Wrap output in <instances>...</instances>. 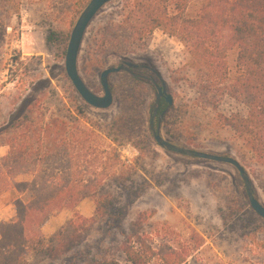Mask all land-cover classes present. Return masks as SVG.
<instances>
[{
    "label": "rangeland",
    "instance_id": "374dc122",
    "mask_svg": "<svg viewBox=\"0 0 264 264\" xmlns=\"http://www.w3.org/2000/svg\"><path fill=\"white\" fill-rule=\"evenodd\" d=\"M29 1L22 5L20 21L14 17L4 34L0 32V122L29 93L32 97L27 104L44 99L48 116L80 105L123 144L116 147L106 141L103 148L105 144L118 148L123 162L136 170L120 202L105 216L97 213L94 199H86L75 211L63 210L50 218L43 234L49 243L68 221L75 222L73 248L56 260L29 257L30 264H98L106 258L128 264L121 247L134 235L153 237L157 249L168 246L190 254L184 264H264V219L252 210L236 169L166 152L155 142L150 117L156 89L149 79L126 72L112 74L113 104L107 110L89 106L75 90L65 70L66 52L73 28L91 0ZM186 1L190 12L199 10L200 0ZM123 4L124 0H112L104 6L88 26L81 45L80 76L100 96V76L105 69L97 38L107 21L119 19L111 15L122 11ZM107 58L106 69L123 61L114 55ZM236 59L237 50H230V69L235 68ZM126 60L154 68L167 90L177 94L161 122L162 137L180 147L235 158L250 175L264 205V168L251 159L230 129L216 125L212 113L186 106L190 102L179 77V70L190 60L185 45L156 30ZM10 77L14 81L2 87ZM40 79L48 80L49 86L31 91L30 82ZM8 150L0 147V159ZM151 264L162 263L155 258Z\"/></svg>",
    "mask_w": 264,
    "mask_h": 264
},
{
    "label": "trees",
    "instance_id": "16d2710c",
    "mask_svg": "<svg viewBox=\"0 0 264 264\" xmlns=\"http://www.w3.org/2000/svg\"><path fill=\"white\" fill-rule=\"evenodd\" d=\"M24 1L0 0L1 34L14 17L20 21L22 5L29 0ZM111 16L119 19L107 21L97 38L103 69L107 57L126 60L156 30L180 40L190 55L179 70L190 102L186 106L212 113L216 125L230 129L264 168V0H200L196 13L186 0H124L122 11ZM232 49L237 50L234 69L227 61ZM12 81L10 77L2 87ZM43 85L49 81L28 87L35 91ZM168 93L177 98L173 89ZM31 97L27 94L0 122V147L9 149L0 159V196L11 194L16 210L14 220L0 224V264H30L29 257L56 260L69 252L75 222L68 221L49 243L42 233L48 220L63 210L75 211L86 199H94L97 213L105 216L136 174L118 148H103L106 141L123 144L82 106L48 116L47 102L41 98L27 104ZM153 245L149 235L129 237L121 247L125 262L151 264L157 258L162 264H184L190 256ZM98 264L121 262L106 258Z\"/></svg>",
    "mask_w": 264,
    "mask_h": 264
},
{
    "label": "water",
    "instance_id": "95a60500",
    "mask_svg": "<svg viewBox=\"0 0 264 264\" xmlns=\"http://www.w3.org/2000/svg\"><path fill=\"white\" fill-rule=\"evenodd\" d=\"M111 1L112 0H91L86 6V8L83 10V12L81 13L71 33L67 52H66L65 70L68 78L72 82L77 93L89 106L100 110H107L113 104V90L109 81L110 76L112 74L126 72L137 76V74H135L134 72L135 70L150 71L151 74L153 75L151 82L155 86L157 91L150 117V130L157 145L166 152L175 153L186 157L224 163L233 166L236 169V171L239 173L240 178L244 183L248 201L252 210L259 217L264 219V205L256 197L251 177L238 160H236L231 156L210 154L189 148L180 147L167 141L162 137L160 132V125L165 114L174 105V99L173 96L170 93H168L166 83L164 82L162 76L157 70L147 65L136 64L129 60H123L117 66L109 67L101 73L100 83L103 89L102 96L93 93L88 88V86L80 76L78 70V58H79L81 45L85 33L87 31V28L92 22V20L96 17L99 11ZM156 78L158 79L159 82L156 80ZM163 98L165 99L166 102V108L159 118L157 127H155L153 114L156 113Z\"/></svg>",
    "mask_w": 264,
    "mask_h": 264
},
{
    "label": "crops",
    "instance_id": "0c3cea01",
    "mask_svg": "<svg viewBox=\"0 0 264 264\" xmlns=\"http://www.w3.org/2000/svg\"><path fill=\"white\" fill-rule=\"evenodd\" d=\"M59 214H57V215H59ZM15 217H16V210H15V207H14L12 201H11L10 194L6 193V194L1 195L0 196V224L4 223V222H10V221L14 220ZM46 227H47V223L42 228L43 234H44ZM53 233H51V234H53Z\"/></svg>",
    "mask_w": 264,
    "mask_h": 264
},
{
    "label": "flooded vegetation",
    "instance_id": "af4514ba",
    "mask_svg": "<svg viewBox=\"0 0 264 264\" xmlns=\"http://www.w3.org/2000/svg\"><path fill=\"white\" fill-rule=\"evenodd\" d=\"M146 71H148V70H135L134 72H135V74H137V76H135V75H132V74H130V75H132L134 78H137V79H143V78H147V79H149L150 81H151V79H152V77L153 76H145L144 74H146L145 72ZM150 72V71H149ZM151 73V72H150ZM156 80L158 81V79L156 78ZM159 82V81H158ZM152 83V82H151ZM154 86V85H153ZM155 87V86H154ZM156 89V88H155ZM157 92V91H156ZM165 108H166V102H165V99L163 98L162 100H161V103H160V105H159V107H158V109H157V111H156V113H154L153 115H154V123L156 122V119L159 121V118H160V116L162 115V113L164 112V110H165Z\"/></svg>",
    "mask_w": 264,
    "mask_h": 264
}]
</instances>
